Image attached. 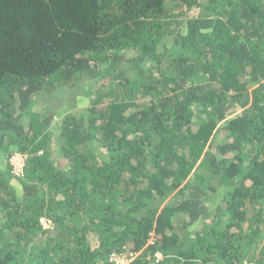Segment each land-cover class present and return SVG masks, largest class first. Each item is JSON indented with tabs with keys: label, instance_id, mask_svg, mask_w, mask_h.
<instances>
[{
	"label": "trees",
	"instance_id": "trees-1",
	"mask_svg": "<svg viewBox=\"0 0 264 264\" xmlns=\"http://www.w3.org/2000/svg\"><path fill=\"white\" fill-rule=\"evenodd\" d=\"M117 257L264 264V0H0V264Z\"/></svg>",
	"mask_w": 264,
	"mask_h": 264
},
{
	"label": "rangeland",
	"instance_id": "rangeland-1",
	"mask_svg": "<svg viewBox=\"0 0 264 264\" xmlns=\"http://www.w3.org/2000/svg\"><path fill=\"white\" fill-rule=\"evenodd\" d=\"M197 13L198 12H196L195 14H197ZM87 87H90V85L88 84ZM92 91L94 93L95 92V88H92ZM64 92H65V94L63 92L61 94L66 96V99H67V102L63 104L64 108H62V110L65 109V112H67L66 107L70 108V111H77L81 107H84V106L87 105V100L85 98L83 99L82 96H77L79 94L78 91H76L77 94L74 91L70 92V90L69 91L67 90V91H64ZM70 94L71 95L73 94V97L70 96ZM64 96L61 99H63ZM16 156H17V154H15L13 156L12 161H13V163L15 165L16 172L21 173L23 170H21V166L19 164H21L20 161H22V160H21V158L16 159ZM45 225L49 226V224H47V223H45Z\"/></svg>",
	"mask_w": 264,
	"mask_h": 264
},
{
	"label": "built area",
	"instance_id": "built-area-1",
	"mask_svg": "<svg viewBox=\"0 0 264 264\" xmlns=\"http://www.w3.org/2000/svg\"><path fill=\"white\" fill-rule=\"evenodd\" d=\"M18 158H21L22 161H20L21 164H19V165H20L21 167H23V165H24V163H25V158H24V156H22L21 154H17L16 159H18ZM21 170H22V168H21ZM116 260H117V263H118V264H125V260L120 259L119 257H117Z\"/></svg>",
	"mask_w": 264,
	"mask_h": 264
}]
</instances>
